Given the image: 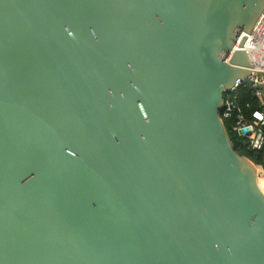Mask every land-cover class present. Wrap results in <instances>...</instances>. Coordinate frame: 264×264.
<instances>
[{
  "label": "water",
  "instance_id": "water-1",
  "mask_svg": "<svg viewBox=\"0 0 264 264\" xmlns=\"http://www.w3.org/2000/svg\"><path fill=\"white\" fill-rule=\"evenodd\" d=\"M263 12L0 0V264H264L260 171L221 114Z\"/></svg>",
  "mask_w": 264,
  "mask_h": 264
},
{
  "label": "built area",
  "instance_id": "built-area-1",
  "mask_svg": "<svg viewBox=\"0 0 264 264\" xmlns=\"http://www.w3.org/2000/svg\"><path fill=\"white\" fill-rule=\"evenodd\" d=\"M241 49L246 51L251 63L249 81L237 79L234 86L225 91L221 114L224 121L235 119L232 130L245 139L250 149L261 150L264 147V12L250 32L240 33L231 55ZM241 86L252 88L259 100V107L250 114L238 103Z\"/></svg>",
  "mask_w": 264,
  "mask_h": 264
},
{
  "label": "trees",
  "instance_id": "trees-1",
  "mask_svg": "<svg viewBox=\"0 0 264 264\" xmlns=\"http://www.w3.org/2000/svg\"><path fill=\"white\" fill-rule=\"evenodd\" d=\"M238 103L244 108L247 114H250L251 110L259 107L258 98L254 95L253 89L248 86H241L239 88ZM247 104H250V106L248 107ZM234 123V118L225 119L226 128L235 148L240 154L249 157L258 166L260 176H264V147L261 150L250 149L245 139L239 137L232 130Z\"/></svg>",
  "mask_w": 264,
  "mask_h": 264
},
{
  "label": "rangeland",
  "instance_id": "rangeland-1",
  "mask_svg": "<svg viewBox=\"0 0 264 264\" xmlns=\"http://www.w3.org/2000/svg\"><path fill=\"white\" fill-rule=\"evenodd\" d=\"M259 182H260L261 186H262L263 189H264V176H260V178H259Z\"/></svg>",
  "mask_w": 264,
  "mask_h": 264
}]
</instances>
